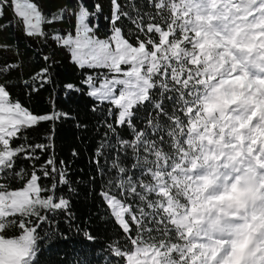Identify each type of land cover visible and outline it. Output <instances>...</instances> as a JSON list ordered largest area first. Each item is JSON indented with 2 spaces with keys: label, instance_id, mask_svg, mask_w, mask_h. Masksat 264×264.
Wrapping results in <instances>:
<instances>
[{
  "label": "snow or ice",
  "instance_id": "obj_1",
  "mask_svg": "<svg viewBox=\"0 0 264 264\" xmlns=\"http://www.w3.org/2000/svg\"><path fill=\"white\" fill-rule=\"evenodd\" d=\"M47 5L0 0V264H42L69 233L70 264H264V0ZM58 50L78 81L57 79ZM50 88L39 108L13 94ZM61 90L88 98L83 117L57 109ZM66 121L91 133L87 181L77 148L56 155ZM85 183L99 211L81 220Z\"/></svg>",
  "mask_w": 264,
  "mask_h": 264
},
{
  "label": "trees",
  "instance_id": "obj_2",
  "mask_svg": "<svg viewBox=\"0 0 264 264\" xmlns=\"http://www.w3.org/2000/svg\"><path fill=\"white\" fill-rule=\"evenodd\" d=\"M59 5V0H48V8L55 9ZM10 12L6 11L5 21L9 18ZM66 26V25H65ZM14 30L9 29L7 32L0 34V39H3L7 43H12V40L9 39L10 33ZM104 25L101 22V30L100 36L104 37ZM20 51L26 52L25 60H29L32 57V51H26V45L28 43H32L33 48L36 47V44L32 41H27L23 37H19ZM56 59L59 61L55 67V72L57 73V79L61 82H74L78 81L79 70L74 67L69 62L68 55L66 52L62 50H58L56 53ZM52 92L50 88L48 91L43 92L41 97L33 98L31 102H27L26 97L24 95H20V89L14 90V96H19L22 101L29 103L31 106L39 108L47 106L50 101L47 99L49 97V93ZM53 99H55L57 109H62L65 111H72L73 114L80 113L83 117V114L87 110V105L89 103L88 98L84 96L72 95L68 99H65L62 90L57 93H52ZM49 125H44L40 130L36 132H31L30 135L33 139H37L38 137L42 138L43 133L49 128ZM91 133L84 132L80 129L74 127L73 121H66L56 126V135H55V152L58 159H71L70 152L72 148H77L81 156L75 163L72 164V176L73 178H81L84 181H87L88 174L90 172V167L87 162V155L91 148ZM83 169V171H80ZM47 183V181H45ZM80 194L78 197L74 198L73 205L74 211L78 215V217L83 220L89 216H93L95 213L99 211L98 201L93 200L89 195V188L85 184L79 185ZM60 228L62 231H67L63 222L60 224ZM94 234L100 236V241L97 242L96 245L90 246L93 249H98L102 247L101 241L104 239V225H95L94 224ZM69 240H56L50 248L42 255L41 261L42 264H62V260L67 256V260L70 264L72 260V254L74 250H81L84 247V242H82L81 238L69 233ZM96 257L93 255V262L95 264Z\"/></svg>",
  "mask_w": 264,
  "mask_h": 264
}]
</instances>
